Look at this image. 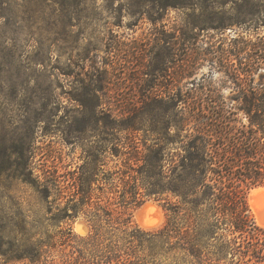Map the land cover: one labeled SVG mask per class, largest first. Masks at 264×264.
Wrapping results in <instances>:
<instances>
[{"label":"rangeland","instance_id":"rangeland-1","mask_svg":"<svg viewBox=\"0 0 264 264\" xmlns=\"http://www.w3.org/2000/svg\"><path fill=\"white\" fill-rule=\"evenodd\" d=\"M0 13L10 17L0 18V216L27 217L18 235L57 233L51 263L69 249L60 229L84 236L90 226L82 215L61 227L46 221L65 199L10 177L23 158L43 187L49 169L73 168L103 137L161 136L169 169L194 135H264V54L257 49L264 0H194L164 10L150 0H67L64 9L0 0ZM164 197L181 199L171 191ZM163 204L146 199L134 222L161 228ZM151 217L157 222L147 224Z\"/></svg>","mask_w":264,"mask_h":264},{"label":"trees","instance_id":"trees-1","mask_svg":"<svg viewBox=\"0 0 264 264\" xmlns=\"http://www.w3.org/2000/svg\"><path fill=\"white\" fill-rule=\"evenodd\" d=\"M26 1L64 9L67 0ZM150 1L162 10L194 3ZM0 18L10 19L4 13ZM257 49L264 54V40ZM165 140L148 135L95 140L81 163L62 172L57 165L49 169L43 187L34 171L26 170V158L20 156L19 163L15 158L11 164L18 166L8 169L10 177L36 185L54 200L65 199L46 221L61 227L64 220L82 215L90 231L77 236L71 227L60 229L69 249L61 248V261L51 263L57 233L18 235L16 229L27 226V217L0 216V258L28 264H264V226L257 223L248 198L252 188L264 185V135H194L185 145L188 152L169 169ZM110 160L114 164L108 167ZM169 191L180 201L164 197ZM152 197L167 210L166 222L157 230L134 222L135 210ZM17 205L19 210L21 203Z\"/></svg>","mask_w":264,"mask_h":264},{"label":"bare ground","instance_id":"bare-ground-1","mask_svg":"<svg viewBox=\"0 0 264 264\" xmlns=\"http://www.w3.org/2000/svg\"><path fill=\"white\" fill-rule=\"evenodd\" d=\"M250 206L254 212L256 221L264 226V186L253 188L249 194ZM147 224H153L157 222V219L151 217L146 219ZM84 231L86 229L85 224L78 225V230Z\"/></svg>","mask_w":264,"mask_h":264}]
</instances>
